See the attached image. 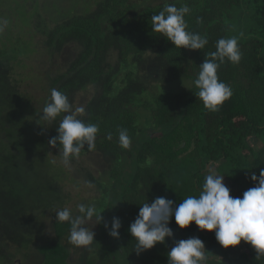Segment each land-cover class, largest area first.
I'll return each instance as SVG.
<instances>
[{
    "label": "trees",
    "instance_id": "1",
    "mask_svg": "<svg viewBox=\"0 0 264 264\" xmlns=\"http://www.w3.org/2000/svg\"><path fill=\"white\" fill-rule=\"evenodd\" d=\"M17 2L9 5L8 18ZM166 4L190 7L186 30L207 38L204 49L176 48L153 32L152 16ZM19 10L32 15L30 29L21 27L12 37L7 25L0 37V264H22L33 254L39 264H74L73 251L81 256L80 264H168L175 243L193 237L205 245L202 264H264L251 245L242 241L224 249L214 232L201 231L195 223L182 230L174 216L169 224L174 236L141 254L129 231L144 203L165 197L176 207L187 196H198L211 165L225 176L234 198L256 187L251 176L259 177L264 168V149L258 150L264 148V0H24ZM29 34L33 49L21 41ZM39 35L49 57L64 54L71 43L78 44L79 54L65 72L48 78L47 97L35 103L22 84L39 86L45 79L15 73L30 67L27 55L38 52L34 39ZM231 36L238 38L242 59L218 69L232 96L211 112L197 97L194 81L206 54L216 51L220 38ZM180 80L192 84L182 95L172 89ZM53 88L68 97L72 108L80 92L93 88L95 93L77 116L99 125L97 165H104L112 185H103L105 175L96 177L87 166L75 165L81 168L78 178L111 195L104 200L106 237L99 244L93 231L90 250L70 244V223L57 222L56 212L69 208L72 197L62 185L59 144L48 143L58 136L66 113L52 122L40 120ZM121 129L131 139L128 149L119 144ZM87 152L83 149L78 158ZM50 214L55 220L48 225ZM114 217L121 221L119 239L109 235Z\"/></svg>",
    "mask_w": 264,
    "mask_h": 264
},
{
    "label": "clouds",
    "instance_id": "2",
    "mask_svg": "<svg viewBox=\"0 0 264 264\" xmlns=\"http://www.w3.org/2000/svg\"><path fill=\"white\" fill-rule=\"evenodd\" d=\"M190 11L188 5L177 8L174 4H166L159 14L152 16L151 28L176 48L202 50L208 43L207 38L186 30L185 16ZM6 26L7 21L0 20V33ZM241 59L242 53L235 36L220 38L216 42V51L206 54L194 84L198 89L197 97L207 110L218 111L232 96L230 86L219 80L218 69L225 62L239 64ZM84 112V107L73 110L68 97L55 88L51 90L50 101L43 108L40 120L45 122H52L66 113L57 128L58 136L48 142L52 148L59 144L58 157L65 167H70L71 159L78 158L83 149H95L99 125L86 124L79 119L77 114ZM107 138L111 140V134ZM119 144L124 149L131 145L126 129L119 131ZM224 177L216 173L206 175L198 196L189 195L176 207L173 201L165 197H157L151 204L146 202L140 206L139 214L129 229L136 241L135 252L141 254L172 238L174 233L169 224L174 216L176 224L182 230L195 223L201 231L214 232L217 242L224 249L238 247L243 241L254 248L257 259L264 257V168L260 170L259 177L252 174L251 179L256 182V187L245 191L242 198L230 195ZM89 187L92 185L89 184ZM78 211L80 215L77 216H73L67 207L57 211V222L70 223V244L90 250L95 233L84 225L94 216L101 223L102 214L97 212L95 206L84 204L78 205ZM105 228H108L107 223ZM120 228L121 221L114 217L109 235L119 239ZM205 259V245L195 237L177 241L168 252V264H202Z\"/></svg>",
    "mask_w": 264,
    "mask_h": 264
},
{
    "label": "rangeland",
    "instance_id": "3",
    "mask_svg": "<svg viewBox=\"0 0 264 264\" xmlns=\"http://www.w3.org/2000/svg\"><path fill=\"white\" fill-rule=\"evenodd\" d=\"M19 2L16 3V5L14 6V10H12V14L10 18H8V11H9V5L13 2V0H0V20L3 21H7V25H8V32L11 30L10 32V36H14V33L16 31V33H18V30L21 27H24L26 25H32V21L30 20V18L32 17V15L30 14H26V12L24 11H16V6H20V4L24 3V0H17ZM30 4V3H29ZM44 6V5H43ZM12 7V6H11ZM26 28L30 29V27ZM5 30V28H4ZM20 31H23V28L20 29ZM30 35V34H29ZM0 37H4V31L2 33H0ZM22 37V36H21ZM33 37L30 38L29 37H24L21 39L22 42H26L28 45L31 46V49H33L32 47V39ZM17 39H19L17 37ZM42 41H44L42 39V37L39 35L36 37V39H34V44H35V48L37 46L38 48V52L31 50L29 52V54L27 56H31V61H30V67L26 68V69H21L16 71L15 74L18 73H23L24 75L26 73H28L29 75H36L39 76L40 74L43 76L41 84L38 83L39 86H35L33 85V83H30L29 81L24 82V84H22L23 88L25 90H27V92L31 93V95L35 98V103L39 101L40 99H45V97H47V92H48V86L47 85L45 87V89L43 90V86L45 85L46 81L47 84H51L50 80L48 78H52L54 76H56L59 72H65L66 71V65L68 61H71V59L76 58L79 54V47L78 44L76 43H71V45H69L66 49V52L64 54H60L58 56L55 57H49L50 55L46 52V50L44 51L41 46H42ZM36 43H38V45H36ZM18 45L21 47H23L25 44H20L18 43ZM11 52V51H10ZM9 54V53H7ZM51 58V59H50ZM27 58L25 59V61L27 62ZM63 70V71H60ZM192 84L189 83L186 80H180L176 85H174L172 87V89L177 93L182 95L183 93H185L186 91H188L191 88ZM120 89V86L117 84L115 87V92H117ZM165 90L168 89V87L165 86L164 88ZM162 91V90H161ZM164 91V90H163ZM94 93V89L93 88H89V90L87 91H82L80 92L75 100V104L73 107V110L76 107H84L85 106V102L86 100L89 99L90 96H92ZM40 106L43 105V102L41 101V104H39ZM264 139V137H263ZM261 147V145H260ZM264 148L261 147L258 150H263ZM94 157L93 162L91 161V158ZM76 162H73V160H71V164L70 167H65L61 161V159H57V163L61 164V166L63 167L62 171L63 174L61 176H63V184L64 190L66 191V193L70 194V196L72 197V202L70 203L69 209L72 212H75V215H80L79 211H78V205L80 204H84L85 206H95L97 209V212L99 214H102V222L99 223L95 216L93 217V219L91 221H87L85 223V227H87L89 230H93V231H97L98 237H97V242L99 244H101L102 238L106 237L105 233L103 232V223H104V218L108 217L107 211H105L106 209V202H104V200L106 201V199H108V197H110V193H104L102 188H97L94 187L92 185V187H89L88 184H86V182H84L82 179L78 178L79 175V170H81L80 167L75 166L78 162H80L82 165L87 166L88 168L91 169L92 173L95 174L96 177H99L101 174L105 175V179L102 178L101 182L103 183L104 186H107L109 188H111L112 185V181L110 179H108L107 175L104 173L105 168L104 165H97V162H99V154L92 150V151H88L87 153H85V157H83V159L81 158H75ZM122 165V164H121ZM121 165H118L119 167H121ZM116 166L115 169H118L119 167ZM210 173H217L216 171V165H211L209 166V169L207 171V174ZM75 175L77 176L75 178ZM220 175V174H219ZM74 179V180H72ZM109 203V202H108ZM108 205V204H107ZM107 210V209H106ZM105 213V214H104ZM74 214H72L73 216H75ZM55 220V217L53 215H49V217L47 218V224L51 225V223ZM47 232L52 233V227H48ZM230 249V248H229ZM33 252V251H31ZM36 252V251H35ZM78 252H76V254L72 253L71 256L72 261L74 262V264H80L79 259L81 258V256L77 255ZM239 254V251H237L235 258H237V255ZM34 257H29L26 260L22 261V264H39V258L36 259L38 256L34 255ZM233 256V257H234ZM79 257V258H78ZM21 261V260H20ZM19 262V261H18Z\"/></svg>",
    "mask_w": 264,
    "mask_h": 264
}]
</instances>
